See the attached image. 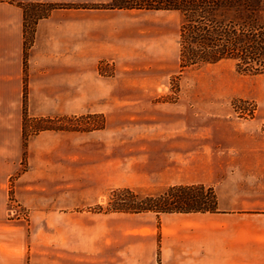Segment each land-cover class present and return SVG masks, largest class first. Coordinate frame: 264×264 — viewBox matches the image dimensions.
Returning a JSON list of instances; mask_svg holds the SVG:
<instances>
[{
  "label": "rangeland",
  "instance_id": "374dc122",
  "mask_svg": "<svg viewBox=\"0 0 264 264\" xmlns=\"http://www.w3.org/2000/svg\"><path fill=\"white\" fill-rule=\"evenodd\" d=\"M19 2L27 11L24 15L26 49L34 41L36 15L46 8V5H35L39 2L66 5L56 7L60 9L48 20L54 24L52 28H57L59 22L62 27L63 21L65 28L75 31L77 46L85 43L87 47L88 40L91 41L90 69L84 72L83 67L89 62L81 63L78 80L83 85V76L88 74L85 80L92 84L93 112L83 113L87 109L86 101V107L77 103L76 113L64 118H32L27 123L26 134L20 137L15 107L18 87L15 82L5 80L9 59L5 55L7 49H0V253L5 251L4 243L9 241L19 219L27 220L28 212L34 208L81 207L80 211L97 213L128 207L122 200L125 190L161 192L164 188L134 185V179L140 176L137 179L153 180L148 178L144 158L153 151L149 148L156 142H169L164 128L176 125L178 120L189 123L188 151H198L204 146L208 151H215L208 137L222 138V133L228 131L229 120L246 121L254 132H264V121L259 119L264 73H240L232 59L181 69L177 60L180 13L104 8L102 5L107 0H0V35L8 36L7 25L12 22L6 19L22 13ZM43 56L49 67L56 56L64 59L63 66L72 61L69 51L58 54L57 50L43 49ZM24 58L22 77L27 80V50ZM35 78L41 80L38 76ZM45 81L51 84L52 78L47 77ZM120 84L123 101L109 99L108 85L115 90ZM78 98L77 95V101ZM47 104L54 103L45 101L41 105ZM20 108L27 115V94ZM168 114L173 118L169 119ZM57 126L69 131L42 138L52 141L53 148L39 151L36 163L31 165L29 137L41 140V136H34ZM57 145L60 152L72 153L76 158L74 164L62 158L56 163L51 158L58 152ZM220 167L222 173L217 176V183H192L213 190L217 202L213 212L233 217L229 215L234 212L229 210L233 199L254 205L264 199V194L253 197L250 193L234 197L232 189L239 181L231 180V176L240 172L227 164ZM22 174L23 190L19 181ZM241 183L250 182L242 180ZM26 232L30 235V227Z\"/></svg>",
  "mask_w": 264,
  "mask_h": 264
},
{
  "label": "crops",
  "instance_id": "0c3cea01",
  "mask_svg": "<svg viewBox=\"0 0 264 264\" xmlns=\"http://www.w3.org/2000/svg\"><path fill=\"white\" fill-rule=\"evenodd\" d=\"M57 9L60 8L52 9L47 16L37 20L33 44L26 49L27 80L22 77L25 59L23 9L22 13L6 19L12 22L7 25L8 36L0 35V49H7L5 55L10 66L6 68L5 80L15 82L18 87L15 107L18 110L16 117L20 137L26 134L27 123L32 118H64L67 114L76 113L74 108H77V103L86 107V101L87 109L83 113L93 112L92 84L85 80L88 74L83 76V85L78 80L81 63L89 62L86 68L83 67L84 72L90 69L91 41L88 40L87 47L85 43L77 46L75 31L65 28L63 21L62 27L59 22L57 28H52L54 24L48 20L53 19ZM177 44L180 66L178 40ZM43 49H54L58 54L69 51L72 61L63 66V58L56 56L54 61L52 57L54 62L49 67ZM47 77L52 78L51 84L45 81ZM24 82L27 91L26 117L20 108ZM108 86L106 96L123 101L122 85L119 88L116 85L115 90ZM45 101L54 104L41 105ZM260 102L259 119L262 122L264 98ZM169 115V119L173 118ZM186 123L178 120L176 125L164 128L169 142H156L149 148L153 151L144 158L148 178L153 180L137 179L140 176L134 179L131 175L134 185L165 188L172 184H215L217 176L222 173L220 166L227 164L235 167V172H240L231 176V180L239 181L232 189L234 197L246 193L253 197L263 196L264 132H254L246 121L229 120L228 131L222 133V138L208 137L212 141L210 144L216 147L215 151H208L205 146L202 150L188 151L186 134L189 123ZM59 131L69 130L47 128L34 136H41V140L29 137L28 160L31 165L36 163L39 151L53 148L52 141L46 142L42 138L63 133ZM55 148L58 152L51 158L56 163L62 158L74 164L76 158L72 153L60 152L58 145ZM23 180L22 174L19 178L21 190ZM242 180L250 183L242 185ZM231 205L229 210L234 212L229 215L233 217H224V213L218 212L156 214L147 211L134 214L105 210L86 213L80 211L81 207L34 208L28 212L27 220L19 219L16 230L4 243L5 251L0 253V264H264V199L255 205L233 199ZM28 227L30 235L26 232Z\"/></svg>",
  "mask_w": 264,
  "mask_h": 264
},
{
  "label": "trees",
  "instance_id": "16d2710c",
  "mask_svg": "<svg viewBox=\"0 0 264 264\" xmlns=\"http://www.w3.org/2000/svg\"><path fill=\"white\" fill-rule=\"evenodd\" d=\"M17 4L26 15L24 4ZM35 5H46L44 12L37 14L35 20L47 16L56 7L66 6L57 3ZM102 6L178 11L181 14L178 40L181 69L232 59L240 73H264V0H110ZM25 23L26 16L24 34ZM24 46L26 54V41ZM25 97L24 82L23 103ZM123 193L125 197L122 200L128 207H115L112 211H151L156 214L213 212L217 205L213 190L202 184L170 185L158 194L135 190Z\"/></svg>",
  "mask_w": 264,
  "mask_h": 264
}]
</instances>
